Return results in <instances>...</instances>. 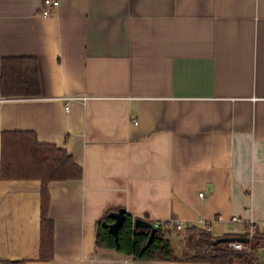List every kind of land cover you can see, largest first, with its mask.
I'll list each match as a JSON object with an SVG mask.
<instances>
[{"label": "crops", "instance_id": "obj_1", "mask_svg": "<svg viewBox=\"0 0 264 264\" xmlns=\"http://www.w3.org/2000/svg\"><path fill=\"white\" fill-rule=\"evenodd\" d=\"M41 8L0 0V73L4 57L33 56L40 79L39 96H0V264H211L97 245L96 224L113 207L183 230L210 222L216 238L247 236L252 221L264 232V0ZM18 130L82 167L81 178L48 183L47 260L41 179L1 176L2 133ZM257 254L264 264V247Z\"/></svg>", "mask_w": 264, "mask_h": 264}, {"label": "trees", "instance_id": "obj_2", "mask_svg": "<svg viewBox=\"0 0 264 264\" xmlns=\"http://www.w3.org/2000/svg\"><path fill=\"white\" fill-rule=\"evenodd\" d=\"M40 95L38 63L33 56H6L2 59L0 73V96L26 98ZM1 176L8 178H38L42 181L41 192V258L50 259L53 248V222L48 216L50 194L48 183L54 180L82 177V167L74 161L65 148L53 143L39 142L37 134L30 130L4 131L2 133ZM119 207L108 209L98 220L96 244L109 247L135 259L207 262L211 264H263L258 249L264 247V232H256L244 248L236 249L229 242L214 243L216 237L205 227L188 226L186 231H198L199 237L189 233L187 250L176 253L169 225L157 226L150 238V229L137 228L130 213L119 231V241L103 226L111 221L109 213ZM154 223L153 221H150ZM195 233V232H194ZM226 236H236L228 234ZM5 264H11L6 261Z\"/></svg>", "mask_w": 264, "mask_h": 264}, {"label": "built area", "instance_id": "obj_3", "mask_svg": "<svg viewBox=\"0 0 264 264\" xmlns=\"http://www.w3.org/2000/svg\"><path fill=\"white\" fill-rule=\"evenodd\" d=\"M60 5V0H42V8L40 13L43 16H49L51 15ZM74 98H84V99H88L87 96L85 97H74ZM67 99H71L70 97ZM202 195V193L200 194ZM216 220L221 221V222H226V223H235V222H240L241 218L238 216H224L222 214L216 216ZM169 225L171 228L176 229V230H182L184 228V224L181 221H167V222H163V221H154L153 225L154 226H162V225ZM205 231L208 233L212 232V226L210 222H207L205 224ZM257 232V225L255 222H250V224L248 225V237L252 238ZM231 246H233L236 249H242L244 248V243L242 242H231L230 243Z\"/></svg>", "mask_w": 264, "mask_h": 264}, {"label": "water", "instance_id": "obj_4", "mask_svg": "<svg viewBox=\"0 0 264 264\" xmlns=\"http://www.w3.org/2000/svg\"><path fill=\"white\" fill-rule=\"evenodd\" d=\"M109 217L111 221L103 220L102 224L105 226L108 231L114 235L115 241L118 243L119 241V231L120 228L123 226L126 220V211L124 208H119L118 210H113L109 213ZM134 225L137 228H147L150 229V238L155 234L157 231L156 226L153 225L152 222L149 220L137 217L134 219ZM250 238L248 236H220L215 239L214 243L219 242H242L246 243L249 242Z\"/></svg>", "mask_w": 264, "mask_h": 264}, {"label": "rangeland", "instance_id": "obj_5", "mask_svg": "<svg viewBox=\"0 0 264 264\" xmlns=\"http://www.w3.org/2000/svg\"><path fill=\"white\" fill-rule=\"evenodd\" d=\"M195 232V233H194ZM193 233L188 232L186 230H172V232L169 233V236L173 240V244L176 250V253L178 255H182L184 253V250H187V243H188V236L189 233H191L194 237V235L199 237L198 231H194Z\"/></svg>", "mask_w": 264, "mask_h": 264}]
</instances>
